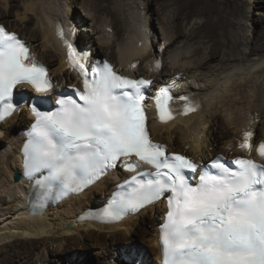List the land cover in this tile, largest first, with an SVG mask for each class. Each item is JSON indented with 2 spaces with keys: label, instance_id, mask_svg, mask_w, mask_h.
Masks as SVG:
<instances>
[{
  "label": "bare ground",
  "instance_id": "obj_1",
  "mask_svg": "<svg viewBox=\"0 0 264 264\" xmlns=\"http://www.w3.org/2000/svg\"><path fill=\"white\" fill-rule=\"evenodd\" d=\"M153 1L0 0V22L27 41L32 61L48 65L52 87L46 95L79 83L57 37L62 26L86 61L89 49L93 60L107 58L122 74L154 79L156 88L172 86L183 112L161 122L157 106H147L152 138L168 152L190 153L198 162L218 154L257 157L264 143V45H256V26L264 20V0H156L159 13L166 11L159 27ZM247 17L256 26L246 25ZM187 105L195 110L185 115ZM32 121L22 106L0 124V264H77L81 255L74 251L92 242L111 256L112 247L122 253L124 260L110 264H163L164 201L118 224L80 219L126 179L120 169L40 213L33 207L32 183L15 180L24 172L21 153ZM244 143L252 147L241 148Z\"/></svg>",
  "mask_w": 264,
  "mask_h": 264
},
{
  "label": "snow or ice",
  "instance_id": "obj_2",
  "mask_svg": "<svg viewBox=\"0 0 264 264\" xmlns=\"http://www.w3.org/2000/svg\"><path fill=\"white\" fill-rule=\"evenodd\" d=\"M67 47L69 61L83 78V103L61 99L52 113L32 108L36 122L24 147L25 174L31 179L46 171L41 183L47 193L53 188L79 192L121 158L137 157L155 171L132 176L101 219L118 220L126 211L166 197L169 211L160 230L163 264H264V168L237 159L233 171L216 159L198 169L185 156H169L151 141L146 127L143 102L151 81L123 78L106 63L90 72ZM26 61L25 44L0 26V120L12 114L17 85L31 84L39 93L52 87L47 70ZM172 99L167 88L156 97L161 122L174 117ZM194 110L187 105L184 114ZM258 151L264 157V144ZM127 170L136 172L137 165L130 163ZM190 174L198 180L193 182Z\"/></svg>",
  "mask_w": 264,
  "mask_h": 264
},
{
  "label": "rangeland",
  "instance_id": "obj_3",
  "mask_svg": "<svg viewBox=\"0 0 264 264\" xmlns=\"http://www.w3.org/2000/svg\"><path fill=\"white\" fill-rule=\"evenodd\" d=\"M80 1H82V0H80ZM257 1V0H256ZM228 2H229V4L231 3V2H233V0H228ZM160 6L158 5V2L156 1V0H154L153 1V4L151 5V10H154V11H156V14L154 13V17H155V22H156V25L159 27V23H160V18H161V14H165V9H163L160 13H159V11H158V8H159ZM172 9V8H171ZM16 10H19V11H23L22 10V7L20 6L19 8L17 7L16 8ZM255 11L256 12H258L259 10H257V9H255ZM243 12V11H242ZM263 13V15H264V11L262 12ZM243 14H245V13H243ZM257 16V15H256ZM258 17H260L261 18V16H258ZM246 20L248 21H246V25H247V23H251L252 24V26L254 27V26H256L255 25V22H254V20H251L250 18H246ZM262 19H260V24L259 25H257L256 26V28H257V30H258V35L256 36V45H258V44H260L261 43V45H264V33H262V32H264V20L263 21H261ZM6 22V23H5ZM4 23H5V25L7 26V27H9L10 29H12V27H11V24L10 23H8L7 21H4ZM244 27H245V23H244ZM246 28H247V26H246ZM251 29H253V28H251ZM262 31V32H261ZM20 33V32H19ZM253 33V32H252ZM262 33V34H261ZM260 35V36H259ZM103 55V54H102ZM219 58V57H218ZM176 148V147H175ZM180 148H178L177 147V149L176 150H179ZM186 152V151H185ZM190 151H188V153H189ZM184 154H186V155H188L189 156V154H187V153H184ZM146 228L147 229H151V225H149V223H148V226H146ZM141 244V243H140ZM143 245V244H142ZM101 246V245H100ZM15 248H17V249H19L17 246H15L14 247V249ZM135 249L136 248H134V251H135ZM71 251H74V249L73 250H71ZM75 253H76V255H78V254H80L81 256H80V258H79V260H78V262L79 263H77V264H110V263H112V262H118V261H120V260H124V257H122V253L121 252H117V250L114 248V247H112V252H116V254H114V255H112L111 256V254H109V253H107L106 251L104 252L103 251V247L101 248V247H99V244H96V243H89L88 244V246L87 247H85V248H80V249H77V250H75L74 251ZM74 253V254H75ZM151 256V253L149 254V255H147V257H150ZM142 257V256H141ZM25 258H27V259H29L30 258V256H25ZM33 258H35V257H33ZM38 264H42V263H40L39 261H38Z\"/></svg>",
  "mask_w": 264,
  "mask_h": 264
},
{
  "label": "water",
  "instance_id": "obj_4",
  "mask_svg": "<svg viewBox=\"0 0 264 264\" xmlns=\"http://www.w3.org/2000/svg\"><path fill=\"white\" fill-rule=\"evenodd\" d=\"M22 179V176L20 174H16L15 180L19 182Z\"/></svg>",
  "mask_w": 264,
  "mask_h": 264
}]
</instances>
